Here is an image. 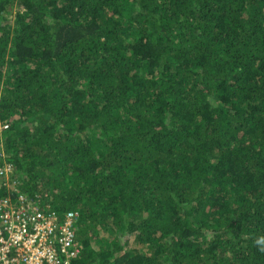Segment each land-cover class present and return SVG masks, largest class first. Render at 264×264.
I'll list each match as a JSON object with an SVG mask.
<instances>
[{
  "label": "trees",
  "instance_id": "obj_1",
  "mask_svg": "<svg viewBox=\"0 0 264 264\" xmlns=\"http://www.w3.org/2000/svg\"><path fill=\"white\" fill-rule=\"evenodd\" d=\"M7 164L71 264H264V0H0Z\"/></svg>",
  "mask_w": 264,
  "mask_h": 264
},
{
  "label": "built area",
  "instance_id": "obj_2",
  "mask_svg": "<svg viewBox=\"0 0 264 264\" xmlns=\"http://www.w3.org/2000/svg\"><path fill=\"white\" fill-rule=\"evenodd\" d=\"M11 172L10 164L0 167V175ZM77 216L76 212L60 215L25 194L17 200L10 194L0 197V264H71L80 252Z\"/></svg>",
  "mask_w": 264,
  "mask_h": 264
},
{
  "label": "clouds",
  "instance_id": "obj_3",
  "mask_svg": "<svg viewBox=\"0 0 264 264\" xmlns=\"http://www.w3.org/2000/svg\"><path fill=\"white\" fill-rule=\"evenodd\" d=\"M258 243H264V240L258 241Z\"/></svg>",
  "mask_w": 264,
  "mask_h": 264
}]
</instances>
